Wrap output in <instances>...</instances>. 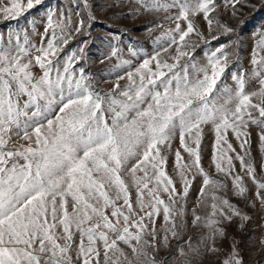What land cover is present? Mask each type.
Returning a JSON list of instances; mask_svg holds the SVG:
<instances>
[{"label":"snow or ice","instance_id":"snow-or-ice-1","mask_svg":"<svg viewBox=\"0 0 264 264\" xmlns=\"http://www.w3.org/2000/svg\"><path fill=\"white\" fill-rule=\"evenodd\" d=\"M230 2L233 16L239 11L237 5L253 7L249 0ZM42 3L0 0V14L17 18ZM140 3L146 11L179 9L177 15L165 17L175 28L158 38L177 45L176 55L170 63L157 51L126 77H118L127 79L126 86L117 82L108 93L95 90L83 67L77 72L83 47L62 55L73 33L85 29L83 18L73 23L71 10L49 8L39 47L27 34L23 43L18 34L0 36V264H167L174 259L171 252L164 260L157 254L161 247H170L169 235L178 238L184 227L185 208L179 202L188 196L195 179L188 174L193 170L204 176L200 196L209 197L210 202L205 216L192 210L191 223L203 222L212 233L196 247L186 242L188 252L180 247L175 259L193 264L189 253L198 256L201 245L217 251L216 235H224L219 217L228 221L233 216L249 217L217 194L227 186L201 167L204 125H211L215 132L217 171L232 179L235 195H245L244 177L235 172L229 154L234 153L264 205V182L256 179L254 166L245 160L250 154L248 125L264 128V31L258 33L249 76L258 81L259 89L246 90L243 72L232 74L234 90L227 85L218 88L228 66L223 47L206 53L203 66L191 58L180 63L189 56L185 49L192 42L186 38L197 31L190 15L202 13L211 27L209 13L215 9V0ZM88 19L95 18L89 15ZM180 21L187 22L186 29ZM221 27L225 33L236 32L227 25ZM34 67L42 72L38 77ZM229 130L240 141L243 155L228 142ZM177 136L180 148L191 158L190 164L184 163L181 151H175L179 189L166 171L165 155ZM13 137L26 144L10 148ZM260 141L264 146V131ZM161 215L162 237L156 228ZM223 264H243L235 241Z\"/></svg>","mask_w":264,"mask_h":264},{"label":"rangeland","instance_id":"rangeland-1","mask_svg":"<svg viewBox=\"0 0 264 264\" xmlns=\"http://www.w3.org/2000/svg\"><path fill=\"white\" fill-rule=\"evenodd\" d=\"M26 4V0H22ZM253 7H242L236 16L232 15L233 8L230 0H215V9L209 13V18L213 24L209 27L207 20L202 13L189 17L196 32L190 34L186 39L192 43L186 51L188 57H183L180 61L185 64L191 58L193 63L198 65L207 64L206 53H211L217 48L223 47V51L228 56V66L223 76L218 81L217 87L227 85L235 89V82L232 80V74L245 73L247 81L246 90L256 91L259 89V83L256 80L249 79L252 73L251 64L253 49L259 40V31H264V0H249ZM115 4V6H112ZM51 9L71 10L73 23L83 18L85 20V29L80 34L73 33L64 53H70L72 50L84 48L82 59L76 64V70L80 67L85 69L96 91L108 93L113 90L118 82L121 87L127 85V79L118 80V77L125 76L128 71H134L142 61L157 51L161 52V58L172 62V57L176 55L177 45L169 46V39L162 38V33L166 30L174 29L175 23L166 20L165 17L177 15L178 8H172L168 11H146L141 6L140 0H43L40 6L27 10L19 17L9 19L0 14V36L5 39L10 33L18 34L21 43L24 41L25 34L29 41L39 47L42 43V36L46 26V14ZM79 12V16H77ZM89 15L94 20H89ZM241 21L244 26L241 29ZM181 27L186 29L187 22L180 21ZM221 25H227L236 30L234 33H225ZM199 33V34H197ZM217 37V39H213ZM178 39V37H177ZM46 44V41H43ZM167 48L165 53L163 49ZM115 50L116 54L113 55ZM264 55V53H261ZM128 61L127 64L122 63ZM34 74L38 77L42 74L39 67L33 68ZM202 75V74H201ZM258 115V113H254ZM250 149V154L245 156L246 162H250L255 168V175L258 181L264 182V146L260 141V135L264 128L249 124L246 129ZM215 132L211 125L203 126V138L201 141L200 155L201 167L207 175L227 187L219 189L217 194L229 200V202L238 208L249 218L243 220L241 217L233 216L231 221L219 217L221 223L218 225L223 230L224 235H216L214 247L215 252H210L204 245L200 246V254L197 256L189 253V258L193 264H223V261L232 252L233 244L239 250L243 259V264H264V205L256 196L257 188L247 173L241 169L240 162L233 155V164L235 172L244 177V184L247 192L243 197L235 195L232 179L224 173L218 172L213 162V152L215 143ZM228 142L231 143L237 153L244 154L240 148V141L235 134L229 130L227 133ZM19 144H26L23 140H17L13 137L9 147H15ZM226 147V146H225ZM179 149L183 156L184 163H191V158L180 148L179 138L172 141V147L165 152L167 155L166 171L174 179L178 189L182 187L178 172L176 169L175 151ZM189 179H192L188 196L181 200L185 214L182 218L184 227L180 231L178 238H172L169 235V248H160L157 258L164 260L169 252L174 257L167 264H180L175 257L178 255V249L184 247L188 252L186 242L190 240L193 247L200 244L202 238L211 235L212 230L200 226H194L192 221V210L201 216L207 215L209 197L201 199L200 189L203 186L204 176L196 173L195 170L189 173ZM133 200H135V189H132ZM264 195V192L261 193ZM167 201V196H164ZM179 206V205H178ZM227 211V209H225ZM180 221L178 220V223ZM164 221L162 215L156 220V228L162 237ZM150 239V237H148ZM78 239V237H77ZM208 246H212L209 240Z\"/></svg>","mask_w":264,"mask_h":264}]
</instances>
